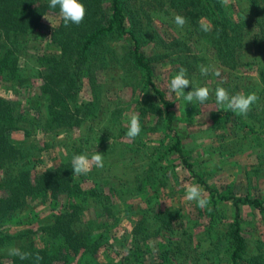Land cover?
Instances as JSON below:
<instances>
[{
    "label": "trees",
    "instance_id": "obj_1",
    "mask_svg": "<svg viewBox=\"0 0 264 264\" xmlns=\"http://www.w3.org/2000/svg\"><path fill=\"white\" fill-rule=\"evenodd\" d=\"M81 2L86 9L83 22L65 26L59 9L48 6L49 0H0V264H264L260 250L247 247L239 211L240 205L264 210V198L221 194L192 170L170 115L176 95L168 93L171 72L185 68L194 84L200 64L214 62L220 73L224 67L236 68L229 63L228 49L238 50L236 57L241 58L239 52L248 45L251 58L237 59L238 64H253L258 71L256 77L247 68L246 74L240 71L238 87L242 93L263 95L259 100L264 103L260 64L264 63V0H230L226 5L221 0ZM51 14L56 15L54 23L44 18ZM142 15L147 21L155 15L161 22L150 30ZM176 15L186 18L183 28L174 23ZM201 20L210 21L213 30L203 32ZM144 31L153 33L149 47L142 44ZM178 31L190 48L168 52ZM193 39L203 44V53H198ZM119 47L122 50L117 51ZM157 57L177 63L170 66L169 76L156 72ZM245 75L263 83L248 81ZM206 76L209 85L220 87L211 72ZM122 84L131 92L144 91L143 100L136 101L135 110L141 115L151 111L162 115L168 150L210 196L211 211L202 209V217H194L157 198L138 208L140 216L110 245L107 240L122 227L119 222L131 215L121 213L127 208L120 209L106 190L102 168L93 166L86 175H76L71 160L74 155L96 153L98 145L89 147L93 139L99 143L122 136L120 125L108 138L95 133L103 129L98 115L104 118L109 112L101 92ZM208 112L211 117L219 113L217 108ZM224 114H231L233 122L242 120L233 112ZM259 125L264 126V117ZM116 162L104 158V165ZM149 175L153 174L145 177ZM157 180L166 182L161 176ZM118 188L125 191L121 185ZM216 198L231 204L229 220L217 213ZM31 200L46 201L51 207L39 215ZM184 203L189 205L185 198ZM11 248L32 255L21 260L9 255ZM114 249L118 258L98 259Z\"/></svg>",
    "mask_w": 264,
    "mask_h": 264
},
{
    "label": "rangeland",
    "instance_id": "obj_2",
    "mask_svg": "<svg viewBox=\"0 0 264 264\" xmlns=\"http://www.w3.org/2000/svg\"><path fill=\"white\" fill-rule=\"evenodd\" d=\"M138 1L136 0V2ZM55 16L52 14L48 15L47 21L54 23ZM230 16L233 15L231 14ZM142 17L145 18L142 19L143 22H148L150 30L152 25L158 26L161 22V19L155 15H151L149 21L144 15ZM152 35V31H144L145 40L142 44H146V47H149ZM169 37H172V35L170 34ZM244 37H250V33H245ZM193 41L199 46L197 48L198 53H203L205 47L199 42V39H193ZM189 46L187 40L181 38V31H178L177 35L173 36V43L167 48V51L179 50L181 47H188L187 49H189ZM154 47L159 49V43H154ZM248 47V45H245L244 50L239 52L241 58L236 57L238 50L233 51L234 48L228 49L229 63L237 67H224L221 75L219 77L215 76L216 84L219 82L220 86L228 88L227 90L232 94L242 93L240 87H238L241 84L239 83L241 78H237L240 71L246 74L249 70L252 73L251 76L256 77L257 75L258 70H255V65L238 64L237 59L248 61L251 58V51ZM161 48L164 49L163 46ZM119 50H122V48L119 47L117 51ZM211 58H213L212 54L209 53V59ZM154 64L157 69L156 72H163V74L165 72L168 76L170 66L177 65L173 60L167 61L163 58L158 60V57L157 60H154ZM214 64V62L204 63V66L208 65L218 69V66ZM260 64L263 66L261 71L264 73V63ZM200 66L201 64L195 72V86L192 89L207 86L211 93L209 100L204 104H191L186 103L182 98L176 97L170 112L173 124L180 131L182 146L187 150L192 165L191 168L201 179L216 187L221 194L225 195L228 192H232L237 195L238 193H243L247 196L258 195L260 199H263L264 126L259 125V118L263 119L264 117V103L262 100L257 101L258 108H253V111L248 113L246 117H242L241 121H231V114L225 115V111L222 109L218 110V114L211 117L208 111L217 108L214 95L216 88L208 84L209 77L201 74ZM170 74L174 76L176 73L171 72ZM249 77H246L248 81L257 82L258 84L263 83L261 80H254ZM225 78L226 81L221 82L220 79L223 80ZM128 81L130 80L127 79L126 83ZM235 82H238V84L234 85L233 83ZM122 85L101 92V98H104L103 103L104 105L106 104L105 108L109 112L105 114L107 115L106 118L105 115L102 118L103 114L101 113L98 115L103 129L101 126L95 131V133L102 132L103 138H108L112 135L114 129L116 131V127L120 125L123 128L122 136L114 137V140H103L99 143L95 139L89 142L90 148L98 145V151H105L102 155L107 161L109 159L117 161L110 165L105 164L102 168V176L106 174L103 178L104 186L106 190L109 188V191L113 193V199H116L115 201L120 209L127 208L122 210L121 213L131 215L127 220L123 219V221L119 222L122 227L108 238L107 242L110 245H112L111 241L115 239L114 236H119L123 232L128 231L132 223L136 221V218L140 216L136 212L137 209L145 204L149 205L151 202L157 201V198L165 205L177 206L185 210L189 215L202 217V209L197 207L195 202H189L188 206L184 203L185 190L189 184H197L201 188L202 186L190 179L188 173H191V171L186 170L179 158L168 150V137L161 128L162 123H164L162 115L159 116L160 113L152 111L141 115L135 109L137 106L136 101L141 102L145 97L144 91L135 90L131 92L129 86H125L126 84ZM190 90L191 86L185 88V92ZM3 92L8 93L9 91ZM10 93L14 94L13 91H10ZM258 97L260 99L263 95ZM129 103L130 105H127ZM134 114L139 115L141 133L135 140L130 141L126 133L130 118ZM112 141H114V144L110 147V142ZM37 162L35 160L33 163H36L35 165L41 168L42 165ZM148 173L153 175H149L146 178L145 175ZM159 176L166 182L157 183ZM139 178L141 180H138ZM120 185L128 192L120 190L118 188ZM204 193L207 195L205 190ZM216 202L217 213L219 215L223 214L229 220L232 214V206L229 201L216 198ZM30 203L38 214L42 216L51 207L46 201L37 202V200H31ZM127 203L128 207L126 206ZM239 211L242 217L240 231L245 238L248 249L254 251L258 248L264 257V210L257 211L250 205H240ZM118 244L119 240L117 239L115 248ZM99 257L98 259L103 262V260L105 261L109 258H118L119 253L115 254L114 249Z\"/></svg>",
    "mask_w": 264,
    "mask_h": 264
},
{
    "label": "clouds",
    "instance_id": "obj_3",
    "mask_svg": "<svg viewBox=\"0 0 264 264\" xmlns=\"http://www.w3.org/2000/svg\"><path fill=\"white\" fill-rule=\"evenodd\" d=\"M222 4L226 5L230 0H221ZM52 9H59L60 18L63 20L64 25L71 24L79 25L83 22L86 15V9L81 0H49V5ZM48 20L46 17H44ZM174 23L183 28L187 23V20L182 15H176L174 17ZM52 26V25H51ZM200 29L209 33L212 29L210 21L201 20ZM200 72L202 75H208L210 72L212 75L219 77L221 75L219 69L212 68L211 66H200ZM191 85V90L185 92V88ZM168 93L171 96L173 93L178 98H182L186 103H199L204 104L210 98V89L207 86H200L192 89V82L187 77V70L181 67L176 74L171 78L168 83ZM215 104L217 110L231 111L234 114L242 117H246L252 106L257 103L259 97L255 92L249 93H230L226 88L220 86L215 89ZM141 133V123L138 114L131 116L128 128L127 137L129 140H135ZM95 166L96 168L104 167V157L101 152H96L90 157L84 154L74 155L71 160V168L76 175H86ZM185 199L189 202H195L197 207L211 211L209 207L211 198L204 193V190L197 184H189L185 190ZM9 255L17 256L21 260L28 259L32 254L23 252L18 248H11ZM39 259V256H36Z\"/></svg>",
    "mask_w": 264,
    "mask_h": 264
}]
</instances>
